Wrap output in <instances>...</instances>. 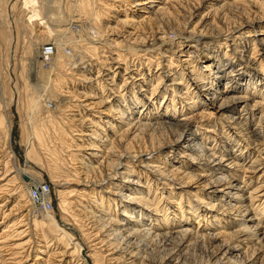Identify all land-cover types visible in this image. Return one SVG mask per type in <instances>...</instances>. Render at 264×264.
<instances>
[{"label": "bare ground", "instance_id": "bare-ground-1", "mask_svg": "<svg viewBox=\"0 0 264 264\" xmlns=\"http://www.w3.org/2000/svg\"><path fill=\"white\" fill-rule=\"evenodd\" d=\"M10 3L23 142L78 233L0 113V264H188L202 241L190 264H264V0H0V19Z\"/></svg>", "mask_w": 264, "mask_h": 264}, {"label": "rangeland", "instance_id": "rangeland-1", "mask_svg": "<svg viewBox=\"0 0 264 264\" xmlns=\"http://www.w3.org/2000/svg\"><path fill=\"white\" fill-rule=\"evenodd\" d=\"M14 1L15 0H12V2H14ZM11 4L12 3H10V6L8 7V11H7L8 13L6 14L5 18L3 17V18L0 19L1 20L0 21V26H2V25L4 26V27L2 26L1 28L7 30V32L9 33V35L11 37V40L13 41V42H11L10 51H9L11 53L9 67H8L9 70L6 71L7 75H8V81H10V82H8V86L12 90L11 91V93H12L11 96L9 97L8 96L9 94L7 95L8 96L7 98L10 99V100L8 101V99H7L6 102L7 103L11 102V105H10V103H9L8 106H6V105L4 106L3 105L0 108V113H2L7 118H10L12 120V123H13V134H14L13 138H12V148L15 151V154L17 155L18 162H19L18 166H20V168H22V169L30 168L32 171L40 172V174L42 175V181L44 183L43 186L46 189H49L51 191L50 194H51V197H53L52 198L53 199V202H52L53 211H52V213H54L56 215L58 223L62 224V226H66V227L68 226L67 227L68 229L72 230L74 233H78L77 229H75L74 226L69 225L65 220H62L63 218H61L62 216H61V213H59V208H58V204H59V197H58V194H57L58 185L54 181H52L50 173H48V171L45 170V168H43V167L41 168L37 163H35L34 161H31V159L29 160L28 155H27V150H26V144H25V142H23L24 140H23V137H22L23 136L22 127L25 126L26 118L29 117L30 113H29V111L26 113L27 109L25 107L23 108L22 98H24V94L25 93L21 94L20 90L18 89V85H17V83H18L17 69H18V71L21 70V69H19L20 68V64L18 63V61L20 60V55H21V53H20L21 47L19 45V40L21 41L23 38H21L19 36V34H18V30H17L18 28H17V24H16V21H15V17L12 14L13 9L11 8ZM11 9H12V11H11ZM181 19H182V21H181L182 23H184V21L186 20V18H184V16ZM1 22L2 23L4 22V23L1 25ZM172 29L173 30L168 29L169 32H170V30H171V32L173 31L172 33L170 32V35H169L168 30H167L166 33H168L167 34L168 37L170 36L169 38H171L172 40H177L178 36L175 33H178V35H179V32L176 31L178 29L177 28H176V30L174 28H172ZM43 43L44 44L41 45V47L39 48L40 52H41V50L43 49V47L46 44H53L55 42H54L53 39H48V40H46ZM66 49H67L66 51L69 52L71 50V45H66ZM44 66H45V68H47L49 65H48V63H45ZM47 69H49V67ZM27 78H28V76H27ZM27 81H28L29 85L32 84V81L30 82L29 79ZM56 95H54L51 99L56 98L58 96V95L57 96ZM47 105L51 109L54 108L53 102H49ZM24 115H25L26 118L23 117ZM32 185H34V184H32ZM49 206H51V205L49 204L48 207ZM32 211H34L33 212L34 214H37L36 209L35 210L33 209ZM206 242H208V241H206ZM206 242L202 241L201 244L197 243V244L193 245V247H192L193 249H191L192 251L190 250V252L187 255V257H189V258L186 257L187 258L186 262L188 264H190V262L194 261L195 257H196L195 259H197L198 257H199L198 259H201L202 255H203V258L206 259L207 255L209 257V255H212L215 252L216 248H214V246H212L209 242L208 243H206ZM175 243L177 244V243H179V241H175L173 243L174 246H176ZM169 249L170 248H165L164 249L165 251H163L161 254H165V252L168 253ZM212 250H214V251H212ZM211 251H212V253H211ZM192 253H193V255H192ZM189 254L191 255V257H190Z\"/></svg>", "mask_w": 264, "mask_h": 264}, {"label": "built area", "instance_id": "built-area-1", "mask_svg": "<svg viewBox=\"0 0 264 264\" xmlns=\"http://www.w3.org/2000/svg\"><path fill=\"white\" fill-rule=\"evenodd\" d=\"M54 45L53 44H46L43 49L41 50L42 52V58L44 61H50L52 55L54 54ZM43 190L47 191L48 189H46L44 186L42 189L40 188H33L32 189V193H33V196L36 200L37 203L40 202V195H41V192H43Z\"/></svg>", "mask_w": 264, "mask_h": 264}]
</instances>
